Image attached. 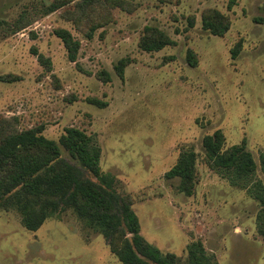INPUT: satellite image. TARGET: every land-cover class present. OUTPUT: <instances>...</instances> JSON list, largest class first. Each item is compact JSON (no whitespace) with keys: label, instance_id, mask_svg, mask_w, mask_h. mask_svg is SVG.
<instances>
[{"label":"rangeland","instance_id":"374dc122","mask_svg":"<svg viewBox=\"0 0 264 264\" xmlns=\"http://www.w3.org/2000/svg\"><path fill=\"white\" fill-rule=\"evenodd\" d=\"M230 1L0 0V78L19 79L0 80V134L42 126L58 141L66 128L84 131L140 234L181 264L197 242L215 264H264V202L253 191L264 186V0ZM217 15L229 23L222 36L202 24ZM58 29L79 41L75 62ZM157 32L174 44L145 51ZM216 131L224 149L245 142L253 176L237 180L210 165L203 139ZM185 152L195 155L191 194L166 177ZM0 264L122 263L73 211L30 232L3 209Z\"/></svg>","mask_w":264,"mask_h":264},{"label":"trees","instance_id":"16d2710c","mask_svg":"<svg viewBox=\"0 0 264 264\" xmlns=\"http://www.w3.org/2000/svg\"><path fill=\"white\" fill-rule=\"evenodd\" d=\"M235 0L230 1V6ZM59 6L51 5L53 12ZM203 28L213 35L222 36L229 29L223 16L204 18ZM193 21H189V27ZM55 35L62 40L68 59L77 60L79 41L65 29H58ZM91 37V35H89ZM174 41L161 32L156 38L142 46L147 52L160 51ZM241 50L238 43L232 50L236 58ZM40 60L43 57L39 56ZM188 61L194 66L193 52L188 51ZM123 78V67H118ZM108 76L107 73H102ZM0 80L13 82L19 79L2 77ZM101 107L103 102L91 101ZM43 127L25 131L0 134V211L12 209L21 216L23 227L30 232L39 230L44 223L73 211L79 218L98 230L111 246L113 254L122 264H181L172 254H163L149 244L140 234V224L129 201L116 191L117 179L101 168V151L93 139L77 128H66L58 141L43 135ZM225 139L221 131L203 139L206 160L214 169L231 172L237 180L248 179L256 173L257 165L245 142L224 149ZM64 153L66 155H64ZM195 155L185 152L166 177L181 178L186 191L195 173ZM264 169V162H263ZM264 175V171H263ZM262 189L264 186L261 184ZM185 189V187H184ZM253 191L264 202V191ZM187 264H215L207 255L201 243L190 246Z\"/></svg>","mask_w":264,"mask_h":264}]
</instances>
